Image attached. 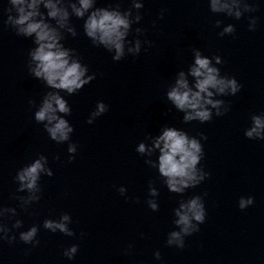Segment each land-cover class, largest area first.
Instances as JSON below:
<instances>
[{"label": "water", "instance_id": "95a60500", "mask_svg": "<svg viewBox=\"0 0 264 264\" xmlns=\"http://www.w3.org/2000/svg\"><path fill=\"white\" fill-rule=\"evenodd\" d=\"M140 2L144 6L133 9L132 19L137 12L142 19L132 24L120 61H113L114 50L93 46L84 34V21L70 17L77 36L65 32L62 43L75 49L95 79L71 96L61 93L71 107L70 115H61L74 131L68 141L58 143L46 132V121L34 119L50 89L28 71V66L34 67L28 56L32 39L5 25L10 5L0 0V207L16 209L15 216L0 218L11 229L9 235L16 236L12 243L0 240V264H264V140L246 136L252 116L264 119V0H248L254 12H244L241 5L239 20L212 13L208 0ZM117 4L121 11L132 8V0H97L95 6ZM41 11L46 14L42 6ZM251 18H256L253 31ZM228 24L235 32L219 36ZM136 28L142 29L139 36ZM136 38L142 42L141 51L133 56L127 52L133 46L128 41ZM193 49L209 58L220 56L223 63L213 65L242 85L234 96L214 95L228 111L217 117L212 109L213 118L203 124L184 123V113L166 98L180 71L194 86L189 75ZM98 101L108 111L89 124ZM166 126L197 139L201 133L207 137L199 141L204 155L197 174L209 176L183 194L169 192L157 169L145 163L152 139ZM140 143L145 144L144 154L137 151ZM70 144H76V153H68ZM156 153L158 149L151 159ZM41 155L53 175L41 173L40 200L21 207L16 197L29 193L17 192L16 173ZM69 155H75L71 163ZM150 182L159 195H150ZM120 187L126 189L124 195ZM194 195L203 199L205 222L185 237L183 249L167 246L168 233L179 231L174 210ZM250 196L254 203L241 210L239 200ZM148 200L158 204V211L149 208ZM63 213L71 216L74 236L43 228L45 219ZM17 219L23 225L14 229ZM33 225L39 228L35 247L19 240V233ZM73 244L78 251L70 260L63 252Z\"/></svg>", "mask_w": 264, "mask_h": 264}, {"label": "clouds", "instance_id": "9594fccd", "mask_svg": "<svg viewBox=\"0 0 264 264\" xmlns=\"http://www.w3.org/2000/svg\"><path fill=\"white\" fill-rule=\"evenodd\" d=\"M10 7L6 9L7 19L5 25L11 26L18 36L31 38L34 45L29 50L28 56L34 63L28 66V71L37 80L43 82L47 91L43 96L42 104L34 113L36 122H45L44 128L50 139L56 142H64L70 139L69 134L74 128L69 121L61 114L70 115L71 107L61 93L71 96L79 92L85 85L95 79V74L89 75L88 66L81 63L80 57L75 49L65 47L62 43L64 33H69L73 37L77 36V31L70 23V17L82 19L83 31L90 39L93 46L103 47L108 52L114 50L113 61H120L125 57V42L129 36L133 23H139L142 19L137 12L134 20L133 9L143 8L140 0H132V8L121 11L119 4L115 7H96L97 0H8ZM212 13H225L229 17L239 20L243 13L239 10L243 5L244 12H254L256 8L248 0H208ZM41 6L46 10L41 11ZM162 18V14H161ZM54 21V23H51ZM221 21H216V27L220 26ZM256 18H251L249 30H255ZM63 30V31H61ZM135 32L142 34L141 28H136ZM235 27L228 24L223 31L218 33L223 37L226 34H233ZM133 46L127 48V52L133 56L141 51V40L136 38L128 41ZM151 44L150 41H144ZM195 62L189 70V75L194 78V86H189L185 72L180 71L175 85L166 93L168 101L174 105L175 109L183 112V122L198 121L206 123L213 118L212 109H215V116H223L228 107L221 99H213L214 95L227 96L236 95L242 85L234 77L221 75L220 68L213 65L223 63L220 56L211 58L201 54L198 49H193ZM29 101V104H34ZM210 106V107H208ZM224 106V111L221 107ZM108 111V106L103 101H98L96 110L90 114L87 123H93L94 119ZM253 127L246 132V136H253L264 140V119L258 115L252 116ZM147 138H150L148 136ZM207 137L202 133L200 138L190 137L189 134L175 127H164L161 133L152 139V148L147 149L149 159L145 161L150 167L157 169L159 176L163 179L168 191L176 194H183L186 189L195 188L209 176L204 172L197 174V164L200 162L204 151L200 140ZM158 149L156 159H151L154 150ZM76 144H70L68 153H76ZM137 151L141 154L146 152L145 144L140 143ZM58 159V157H57ZM75 155H69L68 162L71 163ZM47 158L43 155L36 159L29 166H24L16 173V180L19 181L17 192L27 190L29 195L16 197L21 202V207H27L40 200L41 188L38 180L41 173L48 177L53 175L52 170L45 167ZM124 195L126 189H118ZM39 193V195H37ZM149 193L151 196L159 195L158 190L149 183ZM254 203V198H241L239 208L246 209ZM147 204L152 211H158V204L153 200H148ZM174 221L179 227V231L168 233L166 240L167 246H175L183 249L185 247V237L198 232L199 225L206 219V209L200 195H194L187 202H179V207L175 210ZM16 215L15 208L0 207V218L8 216L11 218ZM195 221L196 223H194ZM72 219L67 213L60 215L58 219H45L43 228L53 233L60 232L66 236H74V231L69 227ZM22 221L17 219L12 228L22 227ZM39 228L37 225L31 226L27 231L19 233V240L33 247L39 245L36 239ZM11 229L7 224L0 222V240H7L9 243L15 241V235H9ZM83 235V234H82ZM78 251V245H71L64 250L63 255L68 259H73ZM157 260L161 259L159 251L154 253Z\"/></svg>", "mask_w": 264, "mask_h": 264}]
</instances>
